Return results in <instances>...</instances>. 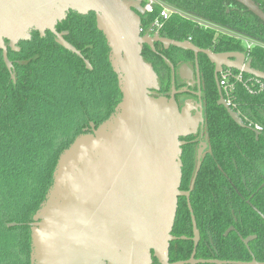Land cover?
Masks as SVG:
<instances>
[{
	"label": "water",
	"instance_id": "95a60500",
	"mask_svg": "<svg viewBox=\"0 0 264 264\" xmlns=\"http://www.w3.org/2000/svg\"><path fill=\"white\" fill-rule=\"evenodd\" d=\"M235 1L264 22V12L254 1ZM70 12L95 14L122 98L107 120L98 127L91 123L90 132L85 130L60 154L53 184L30 224L31 264H153V258L159 264H264L254 257L250 262L197 260L200 232L194 218L191 258L170 263L182 180L180 138L196 131L197 119L188 109L180 111L174 96H153L158 76L142 51L144 44L154 48L155 39L140 32L145 15L140 1L0 0V50L11 78L15 74L8 49L20 51L18 44L30 41L33 32L42 37L51 32L58 45L92 69L81 51L66 41L69 33L56 29ZM162 42L204 53L218 66L223 62L264 81V72L253 68L245 55ZM220 104L238 126L248 128L224 101ZM254 239L241 238L249 251Z\"/></svg>",
	"mask_w": 264,
	"mask_h": 264
},
{
	"label": "trees",
	"instance_id": "16d2710c",
	"mask_svg": "<svg viewBox=\"0 0 264 264\" xmlns=\"http://www.w3.org/2000/svg\"><path fill=\"white\" fill-rule=\"evenodd\" d=\"M160 1L254 39L258 45L249 58L254 68L264 71V23L254 15L237 12L236 22L232 21L224 7L228 0ZM254 1L264 11V0ZM153 18L142 19L143 25ZM56 29L69 33L66 41L81 51L91 70L83 59L58 45L49 31L44 37L33 32L30 41L18 44V52L8 49L15 79L0 50V264H31L30 224L53 184L60 154L85 130L90 132L91 123L98 127L107 120L122 98L95 14L70 12ZM164 30L176 34L178 41L192 35L201 46L217 45L218 51L241 48L227 39L214 43L213 33L184 17H172ZM217 98L216 93L207 99L205 122L214 147L220 151L221 164L224 158L229 161L225 174L222 169L218 172L220 177L230 178L229 212L225 217L220 186L219 202H207L206 210L195 214L201 233L196 259L250 262L254 257L264 263V219L254 210L264 216V132L257 135L238 126L225 108L216 104ZM235 98L236 111L242 117L264 126V92L250 95L239 87ZM12 223L17 225L10 227ZM231 227L235 231L225 236ZM192 233L189 212L178 210L172 235L191 237ZM249 236H256L249 244L250 251L241 240ZM193 249L191 240H175L170 262L189 260ZM153 261L159 263L156 258Z\"/></svg>",
	"mask_w": 264,
	"mask_h": 264
},
{
	"label": "flooded vegetation",
	"instance_id": "af4514ba",
	"mask_svg": "<svg viewBox=\"0 0 264 264\" xmlns=\"http://www.w3.org/2000/svg\"><path fill=\"white\" fill-rule=\"evenodd\" d=\"M254 2L261 9L258 3L256 1ZM225 4L226 5H224V7H226V13L229 14V18L232 19V21H234L233 18L237 16V12H239L242 16H245L246 11L252 14L246 7L235 0H228V2L225 1ZM261 10L263 11V9ZM174 11L177 14H173L169 20H171L174 16L184 17L194 22L199 28L213 33L214 43L221 42L222 40L225 41L227 39L232 40L236 44H240L241 48L233 51H218L219 47L217 45H213L211 47L201 46L192 35H190L187 40L179 42H188L200 50L209 51L214 54L223 55L236 53L245 55L247 61H250L252 66V61L249 58V53H247L244 44L248 41L256 43L254 39L249 38L243 32L228 25H224L223 23L221 24L208 19L194 17L177 10ZM144 18H146V15L141 17V23ZM260 21L264 23L262 20ZM165 24L160 29L154 31L153 29L144 31L142 35L150 36L155 39V42L154 48L148 44H144L142 56L146 62L153 66L158 76V89L152 91L153 96L166 98H172V96H174V100L179 110L183 111L188 109L191 115L197 119L196 131L180 138V141L182 142V180L180 195L178 198V210L184 213L186 210L189 212L192 221L193 233L191 237L187 235L180 237L174 236V240L171 243L180 239L191 240L193 242V218L196 221L195 214L201 215V213L206 210L207 202H213L214 204L219 202L220 197L218 192L220 186L222 191L221 200L223 203L224 216L227 217L229 212L230 178L225 175L220 177L218 174L220 169H222L225 174V169H227V163H229V161L224 158L223 163L221 164L220 151L218 148L214 147V142L211 139V133L206 130L205 122L208 107L207 99L209 97L216 96L217 93L218 98L216 99V104L223 107L220 102L224 101L228 105L224 97L223 89L220 85L221 74L228 67L225 65L226 63L223 62L219 66L216 65L204 53H195L191 50H183L181 48L174 47L173 45H166L163 43V40L178 41L176 39L178 37L176 34L169 33L164 30ZM243 24L244 22L242 21L241 25ZM141 25L142 27L144 26L143 23ZM217 71H219L218 74H216ZM228 107L238 114L236 109L230 107L229 105Z\"/></svg>",
	"mask_w": 264,
	"mask_h": 264
},
{
	"label": "built area",
	"instance_id": "2783aa9c",
	"mask_svg": "<svg viewBox=\"0 0 264 264\" xmlns=\"http://www.w3.org/2000/svg\"><path fill=\"white\" fill-rule=\"evenodd\" d=\"M140 1L146 18L154 16V18L147 22L146 25L142 27L140 32L141 34L147 30H157L160 29L170 18L173 14H177L173 9L165 5L160 0H138ZM149 20V19H146ZM257 43L247 42L246 43V51L247 53L250 50L257 46ZM220 85L223 89L224 97L228 105L234 109H237L236 104V92L239 87L243 88L248 94L250 95H259L260 93L264 92V81L252 77L243 73L242 71H237L234 69L227 68L225 69L220 77ZM238 115L242 118L243 123L251 130L256 133L264 132V126L256 123L246 117H242L238 112Z\"/></svg>",
	"mask_w": 264,
	"mask_h": 264
},
{
	"label": "rangeland",
	"instance_id": "374dc122",
	"mask_svg": "<svg viewBox=\"0 0 264 264\" xmlns=\"http://www.w3.org/2000/svg\"><path fill=\"white\" fill-rule=\"evenodd\" d=\"M245 48H246V44H244Z\"/></svg>",
	"mask_w": 264,
	"mask_h": 264
}]
</instances>
